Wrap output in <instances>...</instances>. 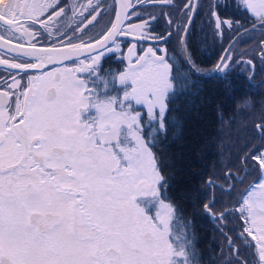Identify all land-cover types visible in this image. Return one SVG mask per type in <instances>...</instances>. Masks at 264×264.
<instances>
[{"label": "snow or ice", "instance_id": "obj_1", "mask_svg": "<svg viewBox=\"0 0 264 264\" xmlns=\"http://www.w3.org/2000/svg\"><path fill=\"white\" fill-rule=\"evenodd\" d=\"M129 7L117 0L115 22L101 39L75 43L63 33L59 46H45L39 43L41 30H49L53 18L66 17L68 7L55 0L43 5L0 0V47L14 54L0 58L5 68L27 74L85 50L89 53L75 68L29 76L27 85L13 75L11 83L0 89V264H197L193 220L184 215L185 205L194 211L202 207L220 225L229 216L239 220V236L225 235L228 251L236 257L228 264H264V119L253 131V140L260 143L241 150L237 173L243 175L236 181L228 172L225 178V183L234 181L229 189L234 191L235 183L243 185L255 174L231 207L217 208L215 196L199 199L201 193L194 188L174 189L176 175L157 149L161 135L169 130L170 104L195 84L186 79L184 88L178 86L166 47L173 32L153 33L156 18L151 16L132 28L138 39L151 42L137 57L138 67L132 68L130 60L129 69L111 82L102 75L101 58L105 51L117 50L113 38L124 32L121 13ZM199 7L198 0H185L176 9L179 22L167 17L193 75L199 68L192 59L189 34ZM237 7L255 16L264 28V0H237ZM220 8L219 2L210 4L208 15L214 35L223 38L225 29L238 32L242 26L222 15ZM84 19L91 24L96 16ZM76 30H81L79 25ZM16 34L30 39L13 40ZM109 41L114 47H105ZM259 54L264 63V42ZM243 55L237 61L231 49H225L214 66L213 74H218L226 92L232 87L234 63L255 67ZM248 78L254 79V74ZM117 82L125 86L122 97L107 91L110 83L114 87ZM133 102L147 110L151 132L145 133ZM241 245L251 259L243 255Z\"/></svg>", "mask_w": 264, "mask_h": 264}, {"label": "trees", "instance_id": "obj_2", "mask_svg": "<svg viewBox=\"0 0 264 264\" xmlns=\"http://www.w3.org/2000/svg\"><path fill=\"white\" fill-rule=\"evenodd\" d=\"M229 18L238 20L239 23H247L254 19L239 9L232 10ZM258 38L263 39L259 36ZM209 53H206V56L204 53L199 55L198 49L196 55L194 49L192 57L198 65L207 68L213 65L216 59L215 53L207 56ZM248 67L251 72V67L249 65ZM254 71L264 73V63L260 62V58L255 61ZM234 74L235 72H230L229 83L232 87L226 92L223 83L217 77L204 78L191 74L183 59L172 62V76L178 86L184 88L183 81L186 79L190 85L194 83L195 86L189 87L170 104L167 113L169 130L166 136L161 135L157 151L162 154L165 163L176 175L177 183L174 184V189L194 188L201 193L199 199L208 200L209 191L213 189L212 187L210 189L208 182L217 185L211 197L217 192L223 193L220 191L223 188L219 183L220 177L230 169L241 167L240 159L243 155L241 150L254 143L252 137L255 123L250 120L248 123L244 122L247 118L243 116L248 110L244 112L241 109H249L250 103L261 97L263 103L264 77L254 76V79L239 80ZM256 107L258 111L255 116H259L262 109L257 103L252 108ZM143 121L145 133L151 132L149 119L143 118ZM229 172L234 176V172ZM236 199L237 195L234 201ZM216 201L218 206L217 198ZM184 215L193 220L197 264H228V261H233L234 256L228 253L224 240L234 225L239 232L238 219L229 216L227 224L214 225L202 207L194 211L186 205ZM246 255L251 259L249 253L246 252Z\"/></svg>", "mask_w": 264, "mask_h": 264}, {"label": "flooded vegetation", "instance_id": "obj_3", "mask_svg": "<svg viewBox=\"0 0 264 264\" xmlns=\"http://www.w3.org/2000/svg\"><path fill=\"white\" fill-rule=\"evenodd\" d=\"M33 2V0H30ZM34 2L38 4H47L52 2V0H34ZM56 3L59 4L60 7H68V15L66 17H61L59 19L53 18L52 21L49 23L51 24V28L47 31L41 30L43 35L39 37V43L45 46H51L53 44L59 46L60 37L63 33H67V37H71L73 42L81 43V42H94L96 39H101L103 35L106 34L107 29L111 27L113 20L116 14V0H55ZM153 2L162 3V4H151ZM219 2L221 5L220 11L222 15H226L229 17L232 10H241L244 11L242 7L235 6V0H198L200 5L198 9V15L195 18V23L191 32L189 34V46L193 50L195 49L196 55L198 52L199 46V39L204 32H206V40H210L213 44L214 36L213 32L214 29L211 25L210 18L208 15L209 12V5ZM184 0H168L167 3L162 2V0H130V9L126 18L123 22L124 32L115 36L113 39L115 40V47L117 50L113 53H108L102 48L100 51H105V55L101 58L100 67L102 68V75H106V79L110 82V77H114L119 75L123 71H127L130 67V60H131V67L137 68L138 65L135 63L138 56H141L145 53L146 49L150 46L151 42L144 39H138L136 35L133 33L132 28L139 25L142 21L147 20L150 16L155 17L156 19L152 22V30L155 34L166 35L168 31H172L173 35L167 41L166 47L169 50V57L171 59L172 55L175 53L174 48H176V40L177 36L175 33V27L169 28L167 17L171 16L174 21L179 22L181 19L180 13L177 12V8H179L182 4H184ZM91 4L92 7L96 8L95 12H92V8L89 7ZM225 5H227L225 7ZM76 6V11L73 12L72 8ZM91 12V15L89 14ZM245 12V11H244ZM82 13V15H81ZM252 18L253 15L246 12ZM92 15L96 16V19L91 23L88 24L87 20L84 17H87L88 20H91ZM241 15V14H240ZM80 26V31H77V26ZM199 25L201 29H198ZM86 26V27H85ZM129 26H132L131 28ZM39 27V26H36ZM59 29V31H57ZM207 30V31H206ZM227 32L228 29H225ZM243 30V31H248ZM236 33L228 42V44L241 32ZM3 32V26H0V33ZM49 32L54 33V35H49ZM250 33L257 34L260 38L259 40V47L262 46V42H264V28L259 26V21H256V25L250 29ZM245 34V33H244ZM244 34L239 35L231 44L229 49L233 45H236L240 38L244 36ZM225 35V34H224ZM67 37L64 38V43H67ZM82 37V40L80 39ZM219 39L221 37L217 36ZM224 37V36H223ZM19 38L22 43H27L30 39L27 36L20 37L19 34L12 37L13 40ZM34 43L36 41H33ZM180 46V44H179ZM246 46L245 44L241 47ZM107 47H114L112 42H109L106 46ZM181 47V46H180ZM227 47V46H226ZM132 50V55H129V50ZM226 49V48H225ZM224 49V50H225ZM213 54L214 50H210ZM224 52V51H223ZM222 52V54H223ZM96 54V53H93ZM221 54V56H222ZM9 55H14L13 53H7L4 48L0 47V58H7ZM182 55V54H181ZM220 56V57H221ZM87 56L75 58L73 60H66L61 61L59 63L48 64L46 67L37 70H29L27 74L19 72V70H11L5 68V66L0 65V89L5 86V82L11 83L12 76L14 75L17 79H21V83L27 85L28 77L32 75H40L41 73L45 72H53L56 68H75L78 64V61L81 59H86ZM258 58H260V54H258ZM247 61L248 59H243ZM34 62V61H33ZM218 62V61H217ZM197 64V63H196ZM216 65V63H215ZM214 64L210 67L204 68L197 64L199 68L202 69H214ZM252 71L249 73L250 75L254 76H262L264 77V73H256L254 68L249 65ZM232 69H230V72ZM78 75L82 78L87 77V73H78ZM217 77L218 74H212L209 77ZM204 77V78H209ZM102 87L103 85H99L100 92L102 94ZM120 85L118 82L113 87L110 86L107 89L109 94L111 95H121L120 94ZM103 90H105L103 88ZM14 99V98H13ZM15 105L13 103V109ZM133 107L141 112L143 118H145L146 110L140 106L136 105L133 102ZM145 113V114H144Z\"/></svg>", "mask_w": 264, "mask_h": 264}, {"label": "rangeland", "instance_id": "obj_4", "mask_svg": "<svg viewBox=\"0 0 264 264\" xmlns=\"http://www.w3.org/2000/svg\"><path fill=\"white\" fill-rule=\"evenodd\" d=\"M184 2H185V0H184ZM235 6L237 7V0H235ZM253 17H255V16H253ZM256 21H258V20L255 17L254 19L250 20L247 23H239L242 27H240L238 32L253 28L254 25H256ZM198 29H201L200 25H199ZM249 31L245 32V34L243 33L244 36H242V38H240L239 42L236 45H233L231 47L232 55L234 56V58L237 61L240 60L241 54H245V55H243V59H246V58L247 59H252L254 62L258 59L257 57H258V54H259V40H258L259 38H258V36L256 34L250 33ZM238 32L234 31V30H228L227 32L224 33L225 35H224V37L222 39H219L217 37V35H214V32H213V36H214L213 44H212V42L210 40H208V41L206 40V32H204V35H202L200 37V39H199V47H200V48H198L199 49V55H201V54L203 55V53H204V55L206 56V53H209L210 50L212 51L214 49V53L216 55V59L214 60L213 64L215 65V63H217V61L219 60L222 52L224 51V49L228 45V42L230 41V39ZM244 44L246 46L241 47ZM175 47H176V48H174L175 53L171 57V63L173 61H175V60H180V61L182 60L181 47L179 46L178 40H176V46ZM210 55H212V54L211 53L207 54V56H210ZM192 59L195 61V59L193 57H192ZM195 63H197V62L195 61ZM231 69H232L233 72H235L234 75H236L238 77L237 79L242 80V78L243 79L248 78V75H249V72H250V68L245 63H242V62L234 63L232 65ZM212 70H213V68H210V69L199 68V72H202V73H210V72H212ZM123 72H126V71H123ZM123 72H121V73H123ZM104 76H106V75H104ZM118 85H120V84L118 83ZM131 86H132L131 85V81H129L128 84H127V89L129 91L131 90ZM120 87H122V88H120V91H119L121 93L120 96L122 97L124 89H125V86L120 85ZM103 88L104 87H102V94L105 91V90H103ZM261 98H258V100H254V102L252 101L250 103V108L249 109H246V108H242L241 109L244 112L248 110V112H245V115L243 116V118H247L244 122L248 123L249 120H250V122L256 123L257 121H260L261 119H264V116H263L264 115V101L262 103L263 99H261ZM245 103H247V102H245ZM255 103L259 104L261 106V109H262V112H261V114L259 116H255L256 111H258V107L252 108L255 105ZM246 106H248V105H246ZM146 114H147V110H146ZM260 116H263V117L260 118ZM145 118H148V116L145 115ZM254 126H253V130H254ZM259 143H260V141L257 139V140H254V143L252 145H256V144H259ZM229 171L234 172L233 173L234 174L233 177L235 178L236 181H238L240 179V176L243 175L242 172L238 174L237 173V168H236L235 170L230 169V170L226 171L225 172L226 174L224 173V176L220 177L219 183L222 185L224 190H223V193L217 192L214 195L215 199L217 198L219 200V203H220L221 207H219V203H218L217 208H220V209H222L224 205H228L229 207H231L233 205V203H234V199H235L237 193L241 190V188H243L250 180H252L255 177V174L247 176L245 178V180H244V184L243 185H241V184H239L237 182V183H235V190L234 191H229L230 187L234 183L233 180H228L227 183H225V178H226V176H227ZM247 171L250 172L251 170L247 169ZM207 184L209 185V183H207ZM209 186H210V189H211V185H209ZM212 192H213V189L211 191H209L208 200H210L213 197V196L212 197L210 196ZM218 193H219V196H217ZM208 218L210 219V221L214 225H217L209 216H208ZM226 222H229V221H226ZM226 222H224L223 224L224 225L227 224ZM230 231H231V233L230 232H229V234L227 233L228 237H231L232 239H235L237 236H239V232L237 231V227H235V225L230 228ZM224 244H226L227 247H228V242H227L226 238L224 240ZM241 251H242L244 256H247L246 252L249 253L246 250V248L244 246H242V245H241ZM228 253H229V251H228ZM229 254L234 256V259H233V261H234L236 259L234 253H229Z\"/></svg>", "mask_w": 264, "mask_h": 264}, {"label": "water", "instance_id": "obj_5", "mask_svg": "<svg viewBox=\"0 0 264 264\" xmlns=\"http://www.w3.org/2000/svg\"><path fill=\"white\" fill-rule=\"evenodd\" d=\"M116 2H117V0H116ZM123 2H125V3H128L129 5H130V0H123ZM194 2H196V0H194ZM151 4H162V3H156V2H153V3H151ZM129 9H130V7L126 10V13H128V11H129ZM126 13H121V18H122V20H123V22H124V20H125V18H126ZM115 18H116V14H115ZM115 18H114V20H113V22H115ZM250 30V29H249ZM248 30V31H249ZM246 31H243V32H241V33H239L228 45H227V47H226V49H229V47L231 46V44L233 43V41L239 36V35H241V34H243V33H245ZM109 42H111V41H109ZM108 42V43H109ZM97 48H99V46H96ZM102 48H100L99 50H101ZM93 54V53H92ZM225 54V50H224V52H223V54L222 55H224ZM89 55V53L87 52V50H85L83 53H81V54H79L78 56H73L71 59H68V60H73V59H77V58H80V57H84V56H88ZM182 57H183V61H184V63H185V66L189 69V65H188V63H187V58L184 56V55H182ZM67 60V61H68ZM63 61H66V60H63ZM211 74H212V72H210V73H202V72H199L198 74H196L197 76H200V77H209V76H211Z\"/></svg>", "mask_w": 264, "mask_h": 264}]
</instances>
